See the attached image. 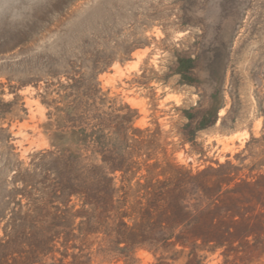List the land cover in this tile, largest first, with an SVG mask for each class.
<instances>
[{"label": "rangeland", "instance_id": "1", "mask_svg": "<svg viewBox=\"0 0 264 264\" xmlns=\"http://www.w3.org/2000/svg\"><path fill=\"white\" fill-rule=\"evenodd\" d=\"M0 264H264V0H0Z\"/></svg>", "mask_w": 264, "mask_h": 264}, {"label": "trees", "instance_id": "2", "mask_svg": "<svg viewBox=\"0 0 264 264\" xmlns=\"http://www.w3.org/2000/svg\"><path fill=\"white\" fill-rule=\"evenodd\" d=\"M83 132H84V130H82ZM72 133H76V131L75 130H73V132ZM58 134V133H57ZM89 136H90V134H88ZM57 136H61L60 134H58ZM61 137H63V135L61 136ZM91 137V136H90ZM94 137V136H93ZM92 137V139L91 140H93V142H95V143H100L101 141V139L100 140H98V138L97 139H95V138H93ZM100 138V137H99ZM84 138H81L80 140H83ZM59 144V143H58ZM69 157H72V158H76V159H81V155L78 153V154H76V153H73V154H70V156ZM98 177H100L101 178V180L102 181H104L105 183H106V181H107V177L106 176H104V174H100V175H98ZM109 181V180H108ZM104 183V184H105ZM103 186H106L107 187V189H110V187H109V185L106 183L105 185H103ZM81 193V192H80ZM197 194H199V193H197ZM84 196H85V192H84V194H83ZM86 196H88V197H86L85 199L86 200H88L89 199V194H87L86 193ZM198 198H200V196H198ZM210 200V199H209ZM149 203L145 206V211L147 212V213H152L153 211H158L159 213L161 212V211H164L165 209H167L168 207H167V205L165 204V205H159V208H161V210H159V209H157V207H158V205L157 204H159L160 202L159 201H156V200H153V199H150L149 198ZM164 202H166V201H164ZM202 202V201H201ZM215 203L216 202H214V201H212L211 200V202L209 201V204L210 205H215ZM157 205V206H156ZM208 206V205H207ZM207 206H206V208H203V209H207ZM203 209H200V208H198L195 212H197V214L196 215H198V213H201V211L203 210ZM184 208H182V207H180L178 210H177V212L181 215V214H184ZM123 214H121L120 216H122ZM182 220H180V222H179V225H182V223H184L185 221H186V219H185V217H183V218H181ZM117 226V227H116ZM115 227V229H113L114 231H115V233L117 234V237H120L121 239H124V241L125 242H127L128 241V239L129 238H132L133 239V242H135V243H141V244H144V243H147V240H148V238H149V236H147L146 235V231L145 230H143L142 228H138V226H128V224L127 223H125V221H123V220H121V221H119V223H118V225H116ZM203 231H197V232H193V230H192V233L191 234H187V233H181V236H183V237H185V238H188L189 239V237H191L192 238V240H194V241H197V239H203L204 240V238L206 237V233H202ZM226 232V231H225ZM158 233L161 235V236H165V234L166 233H164V232H162V231H158ZM227 233H230L228 230H227ZM217 236L218 237H223L224 236V234L223 233H221V232H219L218 234H217ZM216 236V237H217ZM212 239L211 240H209V241H216V243L217 244H221L222 243V241H220L219 240V238L217 237V240H216V238H213L214 236H210ZM149 239H153V238H149ZM162 239H165L166 240V237L164 238H162ZM183 241V240H182ZM186 241V240H185Z\"/></svg>", "mask_w": 264, "mask_h": 264}]
</instances>
